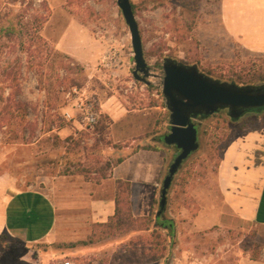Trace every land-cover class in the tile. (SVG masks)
Segmentation results:
<instances>
[{
  "label": "rangeland",
  "instance_id": "obj_1",
  "mask_svg": "<svg viewBox=\"0 0 264 264\" xmlns=\"http://www.w3.org/2000/svg\"><path fill=\"white\" fill-rule=\"evenodd\" d=\"M132 2L153 72L149 84L133 75L131 33L117 0H0V172L18 175L23 186H55L59 214L72 218L56 241L27 245L5 237L0 264L65 259L74 264H237L243 255L264 258L263 225L223 215L206 227L210 212L223 211L210 210L222 205L218 166L223 152L242 132L263 128L264 111H249L239 120L228 110L194 119L200 148L184 161L167 196L165 216L174 230L155 223L163 180L179 152L161 139L171 131L163 94L165 59L196 65L219 82L262 85L264 52L246 50L227 36L221 0ZM61 47L79 50L88 60ZM7 66L12 74L3 73ZM139 145L167 154L149 219L132 211L143 210L138 190L132 197L127 183L117 181L119 216L126 222L116 226V217L107 225L93 224L89 195L112 190L108 178L114 165ZM135 162L119 173L135 181ZM91 234L101 239L66 244Z\"/></svg>",
  "mask_w": 264,
  "mask_h": 264
},
{
  "label": "crops",
  "instance_id": "obj_2",
  "mask_svg": "<svg viewBox=\"0 0 264 264\" xmlns=\"http://www.w3.org/2000/svg\"><path fill=\"white\" fill-rule=\"evenodd\" d=\"M221 20L227 36L240 47L264 52V0H221ZM59 49L81 61H87L89 57L79 50ZM166 157L165 151L158 147L134 150L125 155L124 160L113 167L108 178L113 183L112 190L102 194L98 190L89 195V220L93 224L105 223L114 216L118 206L117 181L119 184H130L132 197L138 190L143 210L136 213L133 208L134 215L149 216L162 182ZM130 160H136L138 174L135 181L124 172L119 173ZM23 184L24 179L18 175L0 172V237L6 235L27 245L61 239L72 218H62L59 214L56 187L38 189ZM218 185L222 205L210 210H223L224 214L210 212L206 227L215 225L217 220L222 221L223 215L264 226V127L246 130L227 145L218 166ZM77 188L80 187L73 186L71 189ZM237 264H264V258L243 255L238 258Z\"/></svg>",
  "mask_w": 264,
  "mask_h": 264
},
{
  "label": "water",
  "instance_id": "obj_3",
  "mask_svg": "<svg viewBox=\"0 0 264 264\" xmlns=\"http://www.w3.org/2000/svg\"><path fill=\"white\" fill-rule=\"evenodd\" d=\"M129 27L134 49V77L149 84L153 75L145 58L144 45L132 0H117ZM165 72L163 94L170 111L171 131L163 137L165 144L176 146L178 154L170 164L161 188L160 215L167 207L168 191L174 176L191 154L199 150V129L194 119L211 116L228 109L231 119L238 120L249 111L264 109V84L240 86L216 80L196 65H186L167 57L163 63Z\"/></svg>",
  "mask_w": 264,
  "mask_h": 264
},
{
  "label": "trees",
  "instance_id": "obj_4",
  "mask_svg": "<svg viewBox=\"0 0 264 264\" xmlns=\"http://www.w3.org/2000/svg\"><path fill=\"white\" fill-rule=\"evenodd\" d=\"M133 7H134V4H133ZM134 11H135V7H134ZM38 28H37V33H38V31H40L39 29H41V27H42V22L41 21H39L38 22ZM12 30H14L13 28H11ZM9 31V30H8ZM10 68H12V67H10V66H7L5 69H4V71H3V73L5 74V75H8V74H12L13 72V68H12V70L10 69ZM20 92V90L18 89L17 90V93H19ZM14 93H16V92H13V94ZM264 111V109H262V110H253V111H251V112H249V113H260V112H263ZM204 117H208V116H204ZM239 120V119H238ZM165 136V135H164ZM162 139V141H163V138H161ZM164 142V141H163ZM157 147V146H156ZM156 147H154V146H150V145H144V146H142V145H139V146H137L136 147V149H135V151L136 150H139V149H149V150H153V149H156ZM124 159L123 158H120L117 162H116V164L115 165H118L119 163H121L122 161H123ZM114 165V166H115ZM128 185V187H129V183L127 184ZM171 188V187H170ZM128 190H129V188H128ZM169 192V191H168ZM117 208H116V212H115V214H114V216H112L110 219H109V221H107V222H105V223H97L96 225H98V226H101V225H107L113 218H116L117 217V221H116V226H120V225H122V224H124L125 222H126V220L124 219V217H122V216H119V214H120V208H119V201H118V199H117ZM128 214L131 216V218L132 219H136V218H134L135 216H133V214H132V212H131V209L129 210V212H128ZM149 217L150 216H145V217H140V219H143V220H147V219H149ZM154 220H151V222H153ZM155 223H157V225L159 226V225H161L162 223H164V224H170L171 225V227H170V229L171 230H174V227H175V224H174V222L172 221V220H161V218L159 217V216H156V219H155ZM110 228H113V225H108L107 226V229H110ZM106 234H109V232H107ZM105 234V235H106ZM107 236V235H106ZM6 237V235H3V236H1L0 237V242H2V240L4 239ZM102 238H103V236H101ZM101 238H98V240H100ZM97 239H95V238H93V234H91L89 237H88V239H85V240H82V241H78V242H73V243H66L67 244V246H71V247H75L76 245H79V244H82V245H87V244H92V243H95L96 241H98Z\"/></svg>",
  "mask_w": 264,
  "mask_h": 264
},
{
  "label": "flooded vegetation",
  "instance_id": "obj_5",
  "mask_svg": "<svg viewBox=\"0 0 264 264\" xmlns=\"http://www.w3.org/2000/svg\"><path fill=\"white\" fill-rule=\"evenodd\" d=\"M222 110H228V109H222ZM222 110H220V111H222ZM197 118H204V116L199 115V116L196 117L195 119H197ZM197 127H198V126H197ZM178 151H179V149H178ZM158 213H159V210L157 211V216H159V217L161 218L162 221H163V220H167V218H166V216H165V210H164L160 215H158ZM161 227H163V228H165V229H169V228L171 227V225H170V224H164V223H162V224H161Z\"/></svg>",
  "mask_w": 264,
  "mask_h": 264
},
{
  "label": "built area",
  "instance_id": "obj_6",
  "mask_svg": "<svg viewBox=\"0 0 264 264\" xmlns=\"http://www.w3.org/2000/svg\"><path fill=\"white\" fill-rule=\"evenodd\" d=\"M61 264H74L72 260L65 259L64 261L61 262Z\"/></svg>",
  "mask_w": 264,
  "mask_h": 264
}]
</instances>
